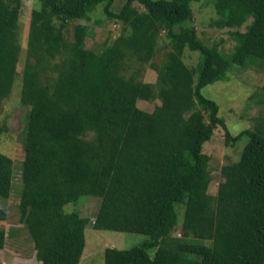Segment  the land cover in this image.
<instances>
[{
    "label": "trees",
    "instance_id": "1",
    "mask_svg": "<svg viewBox=\"0 0 264 264\" xmlns=\"http://www.w3.org/2000/svg\"><path fill=\"white\" fill-rule=\"evenodd\" d=\"M195 1L125 0L112 11L113 0H36L20 74L26 114L18 209L21 222L29 214L25 227L41 264H77L90 218L64 206L95 196L93 229L149 237L127 249L106 247L105 264H264V114L232 134L219 105L202 93L234 66L264 62V0H214V23L235 41L230 52L187 25ZM99 4L121 24L117 35L87 48L88 26L77 23L68 39L70 23ZM20 7L21 0H0V100L17 75ZM186 48L199 54L196 66L185 63ZM145 64L155 81L139 78ZM155 99L151 111L137 105ZM217 127L227 144L245 143L221 167L212 195L203 145ZM12 178L13 160L0 152V197H9ZM175 209L179 235L168 233ZM5 241L0 229V251Z\"/></svg>",
    "mask_w": 264,
    "mask_h": 264
},
{
    "label": "rangeland",
    "instance_id": "2",
    "mask_svg": "<svg viewBox=\"0 0 264 264\" xmlns=\"http://www.w3.org/2000/svg\"><path fill=\"white\" fill-rule=\"evenodd\" d=\"M124 1L113 0L111 10L118 11ZM213 3L214 0L192 2V18L187 22V25L195 28L198 36L205 44L219 43L221 49L230 52L235 41L229 34L230 29L220 27L214 23L216 14ZM34 7H40L39 3L36 4V0H21L18 28L16 30L17 40L20 44L16 66L17 75L10 93L0 100V125L4 127V132L0 136V152L13 160V180L10 195L8 198L0 197V208L6 210V219L0 221V229L6 232L5 245L0 251V264H41L35 257L33 242L25 227L26 223L30 221L29 214L21 222L18 209L22 189L20 173L24 157L23 130L26 114V107L20 103V74L26 58L30 12ZM139 8L141 9V6ZM77 23L88 26L89 34L85 39L87 48L99 49L108 37H115L121 30L119 22L104 15L102 4L91 10L86 18L70 23L65 32L68 39H71L73 26ZM244 29L245 27L242 26L241 30ZM163 43H165V38L162 33L159 44ZM163 51L161 50L156 54L155 61L159 62L162 59ZM183 58L189 66H196L199 61V54L186 48ZM253 62L257 64L234 66L227 73L224 80L215 81L202 89L205 96L213 99L219 105V114L232 134L237 133L244 127L251 126L254 117L264 114V62L260 60ZM139 78L143 81L153 82L156 73L145 64ZM157 104H159L157 99L149 102L144 100L137 102L138 107L146 111H151ZM92 136L93 133L89 132L85 135V138L88 139ZM244 143L245 139L234 144H227L225 142V131L221 127L215 128L212 138L204 143L203 151L209 156L207 171L211 176L208 186L210 194H216L218 184L222 180L221 167L239 158ZM98 202L99 198L95 196L77 204L69 203L64 206L65 212H77L90 218V222L84 231L85 246L77 264H105L104 251L106 247L127 249L138 246L149 238L147 235L139 233L93 229L91 223L94 220ZM179 209L172 212L168 226L169 234H180L178 225Z\"/></svg>",
    "mask_w": 264,
    "mask_h": 264
}]
</instances>
